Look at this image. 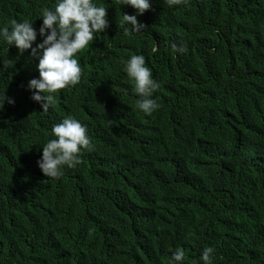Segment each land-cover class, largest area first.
<instances>
[{
    "label": "trees",
    "instance_id": "1",
    "mask_svg": "<svg viewBox=\"0 0 264 264\" xmlns=\"http://www.w3.org/2000/svg\"><path fill=\"white\" fill-rule=\"evenodd\" d=\"M96 2L108 26L47 112L26 89L38 58L0 40V264H173L177 247L183 264H202L207 246L211 264H264V0H150L144 29L127 35L122 15L135 10ZM54 7L0 0V26L38 29ZM131 54L161 85L151 115L123 71ZM68 115L94 147L49 178L36 162Z\"/></svg>",
    "mask_w": 264,
    "mask_h": 264
},
{
    "label": "clouds",
    "instance_id": "2",
    "mask_svg": "<svg viewBox=\"0 0 264 264\" xmlns=\"http://www.w3.org/2000/svg\"><path fill=\"white\" fill-rule=\"evenodd\" d=\"M169 7L187 5L188 0H164ZM120 6H130L134 14H123L121 25L125 34L141 32L144 24L138 23L137 16L150 9V0H117ZM106 7L98 6L96 0H55L54 8H42L41 24L33 27V21L11 20L10 27L0 26V40L6 45L15 47L19 53L30 50V55L38 58L35 65L38 77L27 81L26 89L31 93V100L38 103L42 112H47L56 103L55 94L61 89L75 86L81 80L83 69L77 54L84 49L94 37L108 26ZM39 35L40 42L37 41ZM33 44L35 46L33 47ZM174 51L181 53L185 48L173 45ZM156 52V49H152ZM123 71L132 82V92L138 99L135 107L144 115H151L158 110L159 104L154 98L155 91L161 86L153 78L151 69L146 65L145 56L131 54L122 59ZM6 97L0 96V109ZM8 103H14L8 99ZM54 139L43 144L37 166L42 174L49 178H59L63 169L74 168L81 163V153L92 151L93 145L86 125L72 115L52 125ZM215 249L204 247L200 254L202 264H211ZM185 252L177 247L171 253L173 264H183Z\"/></svg>",
    "mask_w": 264,
    "mask_h": 264
}]
</instances>
